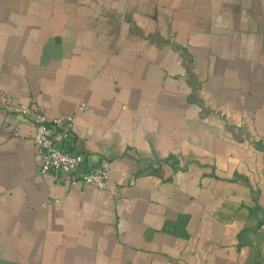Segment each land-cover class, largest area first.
Listing matches in <instances>:
<instances>
[{
	"label": "crops",
	"instance_id": "obj_1",
	"mask_svg": "<svg viewBox=\"0 0 264 264\" xmlns=\"http://www.w3.org/2000/svg\"><path fill=\"white\" fill-rule=\"evenodd\" d=\"M21 104L109 188L42 175ZM0 264H264V0H0Z\"/></svg>",
	"mask_w": 264,
	"mask_h": 264
},
{
	"label": "built area",
	"instance_id": "obj_2",
	"mask_svg": "<svg viewBox=\"0 0 264 264\" xmlns=\"http://www.w3.org/2000/svg\"><path fill=\"white\" fill-rule=\"evenodd\" d=\"M33 126L32 142L40 157V173L52 175L69 186L89 184L108 189L110 176L105 167L86 165V156L76 149L75 117L67 114L49 118L40 107L19 106Z\"/></svg>",
	"mask_w": 264,
	"mask_h": 264
}]
</instances>
